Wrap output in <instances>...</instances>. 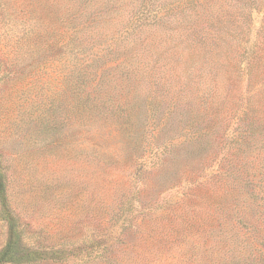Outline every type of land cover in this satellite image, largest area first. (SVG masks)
I'll use <instances>...</instances> for the list:
<instances>
[{"label": "rangeland", "instance_id": "obj_1", "mask_svg": "<svg viewBox=\"0 0 264 264\" xmlns=\"http://www.w3.org/2000/svg\"><path fill=\"white\" fill-rule=\"evenodd\" d=\"M103 1L83 0L74 7V0H0V62L15 70L0 83V149L8 166L10 204L46 242L75 240L87 227L105 231L136 179L137 203L159 205L158 210L134 216L120 240L98 258L37 264H214L218 219L228 206V186L215 175L222 163L237 158L229 140L249 96L238 66L239 46L228 42L229 35L224 43L218 39V22L229 18L218 12L232 2H173L154 14L163 16L162 24L140 25L128 36L118 21L129 0H114L108 25L89 27L88 3ZM163 1L150 0L153 12ZM131 37L135 42L129 44ZM80 38L87 47L76 52ZM258 39L256 46L264 49V31ZM103 46L112 50L104 65L111 68L106 77L111 85L123 80L118 50H126L135 69L133 88L119 94L125 105L136 104L129 108L131 133L110 116L92 125L85 116L77 119L70 102L66 84L73 66L95 57ZM42 51L51 54L43 61ZM263 74L260 68L251 74L255 84ZM42 82L41 97L52 96L61 120L54 132L43 135L57 139L46 148L32 144L29 132L13 122ZM252 102L262 115L264 92H256ZM91 133L97 134L94 139ZM5 240L0 223V247Z\"/></svg>", "mask_w": 264, "mask_h": 264}, {"label": "trees", "instance_id": "obj_2", "mask_svg": "<svg viewBox=\"0 0 264 264\" xmlns=\"http://www.w3.org/2000/svg\"><path fill=\"white\" fill-rule=\"evenodd\" d=\"M82 1L74 0V7L75 4L81 7ZM230 1L232 2L230 7L218 12L229 15L227 20L217 24L220 31L218 39L220 43H224L226 36L229 35L228 42L234 41V45L239 46L236 49L239 57L238 66L244 75V88L249 96L246 108L237 116L235 134L229 140V148L234 149L232 154L237 158H229L227 162L222 163L215 175L222 178L224 184L228 186L224 200L228 206L223 207L225 211L218 219L220 247L214 264H264V110L260 115L253 102L250 104L256 92H264V74L258 78L260 81L256 84L251 75L258 68L264 72L262 61L264 53H261L264 49L262 46H256L259 36L264 31V0ZM90 2L87 8L88 13L93 14L90 19L93 24L92 26L89 24V27L94 30L103 24L108 25L109 20H113L110 10H114V0H104L99 4ZM173 2L192 6L199 3V0H166L156 4L155 12L150 0H129L128 5L124 6L122 18L118 21V29L121 28L123 32L129 34L128 36H132L136 27L140 25L152 22L162 24L163 16L154 14L161 12ZM142 7L145 11L139 14ZM75 10L72 12L74 17ZM82 27L84 28L83 24ZM189 28L195 32V27ZM92 37L91 34V39ZM133 42L135 37L127 41L129 44ZM73 47L79 52L87 46L84 39L80 38ZM125 47L133 48L112 46L118 49ZM103 50L105 52H102ZM118 51L123 55L121 60L123 80L120 86L111 85L106 78L111 68H104V65L112 50L106 51L104 46L99 47V54L95 57H89L87 62L82 59L79 64L73 66L66 85L71 92L70 102L73 110L79 115L76 116L77 119L83 120L81 117L85 116L86 122L92 125L94 120L99 121L110 116L114 118L115 126L131 133L133 112L129 108L136 104L129 102V105H125L127 102H122L119 94L124 89L133 88L135 69L126 50ZM42 52L43 56L40 58L42 61L51 55L50 52ZM102 65L103 69L100 68ZM11 71L15 72L0 62V83ZM34 83L37 85L36 81ZM43 84L44 82L37 88L34 87L35 92L25 99L27 104L21 111L20 118L13 120L24 132H29L28 139L32 144L42 148L57 143V139L48 141L43 135L54 132L61 123L55 113L56 101L45 93L41 97ZM115 89H118V92L115 93ZM142 112L145 113L144 105ZM95 135L97 134L91 133L90 139H94ZM239 154H242V158L238 157ZM7 170L4 153L0 149V223L6 229V240L0 247V264H37L46 260L52 262L93 260L106 252L112 241L120 240L123 230L131 226L134 216L142 211H155L159 208V205L143 207L137 203L135 196L138 181L135 179V184L122 205L109 216L110 224L105 231L87 227L85 234L78 239L64 237L55 242H46L41 237V231L31 230L28 223L22 221L11 206L7 191Z\"/></svg>", "mask_w": 264, "mask_h": 264}]
</instances>
